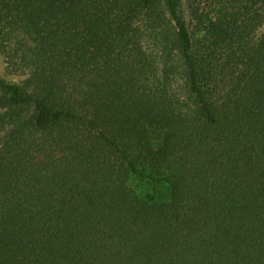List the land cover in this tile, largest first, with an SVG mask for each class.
<instances>
[{"label":"trees","instance_id":"1","mask_svg":"<svg viewBox=\"0 0 264 264\" xmlns=\"http://www.w3.org/2000/svg\"><path fill=\"white\" fill-rule=\"evenodd\" d=\"M188 1L0 0V264H264V0Z\"/></svg>","mask_w":264,"mask_h":264},{"label":"rangeland","instance_id":"2","mask_svg":"<svg viewBox=\"0 0 264 264\" xmlns=\"http://www.w3.org/2000/svg\"><path fill=\"white\" fill-rule=\"evenodd\" d=\"M188 4V0H182V10L185 20L189 29L194 31L193 24L189 17ZM5 14L6 13L0 6V77L8 82L20 83L25 78L23 72H26V70L18 68L17 61L12 58V55L14 54L15 48L18 47L19 43L22 42L23 38L25 39L26 36L21 32L10 33V15L5 17ZM262 30L263 28H261L258 33L262 32ZM25 40H27V38ZM26 43H29V41H26ZM176 89L181 91V85L178 84Z\"/></svg>","mask_w":264,"mask_h":264}]
</instances>
